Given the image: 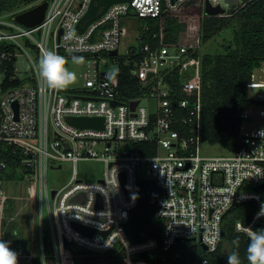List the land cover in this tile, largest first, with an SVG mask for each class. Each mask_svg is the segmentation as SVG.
<instances>
[{
	"label": "built area",
	"instance_id": "obj_1",
	"mask_svg": "<svg viewBox=\"0 0 264 264\" xmlns=\"http://www.w3.org/2000/svg\"><path fill=\"white\" fill-rule=\"evenodd\" d=\"M91 1L52 0L44 18L33 26L16 23L14 10L0 11V151L3 143H9L22 153L33 182L31 197L39 199L41 207L47 200L57 264L64 250L73 264L69 243L98 252L120 245L127 264H156L137 255L168 250L184 240H199L213 252L223 236L225 215L245 201L254 202L255 209L249 222L236 220V228L246 234L250 229H264V136L243 132L239 146L228 149L229 154L202 155L201 59L192 56L187 45L147 42L137 46L140 28L137 43L120 52L122 39L130 35L123 16L134 11L139 17H156L188 0L114 2L80 31L77 25ZM209 1L227 8L243 0ZM205 4L206 0L204 10ZM50 49L62 56L89 55L82 86L60 91L47 88L38 62ZM114 49H118L116 54L111 53ZM23 54L33 68L22 76L18 61ZM122 58L132 64L138 79L134 96L122 85ZM10 64L15 70L10 80L20 81L4 86ZM178 66L186 68L181 89L168 79ZM110 72L115 74L110 76ZM255 78L254 72L251 81ZM144 98L156 103L149 107L143 104ZM259 98L264 100V92ZM72 116H100L103 126L81 127L70 121ZM93 158L102 160L105 169L97 179L85 180L79 175L78 162ZM66 161L73 164L71 178L52 195L47 169L49 165L63 167ZM5 166L0 157V179ZM141 178L156 182L162 246L155 237L131 242L126 233L125 222L139 201ZM3 198L0 181V201ZM74 221L98 231L84 233ZM42 256L46 262L44 247ZM208 263V258L202 260Z\"/></svg>",
	"mask_w": 264,
	"mask_h": 264
},
{
	"label": "trees",
	"instance_id": "obj_2",
	"mask_svg": "<svg viewBox=\"0 0 264 264\" xmlns=\"http://www.w3.org/2000/svg\"><path fill=\"white\" fill-rule=\"evenodd\" d=\"M34 1L36 0H0V11L14 10ZM203 2L204 0H188L178 9L163 11L156 17H140L147 28L140 27L141 37L137 46L148 42L153 45H187L192 48L191 55L201 59L202 63L203 138L211 143H220L227 149H235L244 136L241 129L244 109L250 102L260 101L250 95L249 83L254 70L264 62V0H243L240 4H233L226 13L219 14H206ZM231 26L232 38L223 44V51L200 52L203 43ZM131 66V63L123 62L122 58V85L129 96H134L138 79ZM185 72V67L178 66L169 73L168 79L173 87H183ZM13 73L15 70L13 64H10L4 86L20 81L18 78L10 80ZM0 157L6 161L2 177L10 179L21 176L18 175L19 167L23 168L24 174L30 171L22 163V153L9 143H3ZM254 209V202L245 201L229 210L223 223L225 234L217 250L213 252L184 240L176 242L168 250L141 253L137 258H145L156 264H202L204 258H208V264H227L228 255L238 251L241 264H248V235L239 231L235 223L238 219L249 222ZM48 232L45 235L49 238L47 247L44 235L42 236L46 262L42 252H39L33 255L31 264H57L51 229ZM13 233L16 236L19 234L17 231ZM237 238L238 248L233 244V240ZM68 248L73 264H127L120 245L106 252L94 251L76 243H69ZM14 250L17 253L27 252L29 240L24 239L22 243L16 241Z\"/></svg>",
	"mask_w": 264,
	"mask_h": 264
},
{
	"label": "rangeland",
	"instance_id": "obj_3",
	"mask_svg": "<svg viewBox=\"0 0 264 264\" xmlns=\"http://www.w3.org/2000/svg\"><path fill=\"white\" fill-rule=\"evenodd\" d=\"M43 1H48L46 8L47 11L52 0H36L32 3H27L22 7L14 9V13L12 15L13 20L20 25L32 26L27 22V20L33 19L38 15V5ZM226 6L228 10L231 8V5ZM122 22L127 25V28L129 27L130 35H127L122 39V43L120 45L121 53L124 52L125 48L129 45H134L137 43L139 28L143 26L142 18L137 16L134 11H132L129 16H123ZM232 33V26L223 29L214 38L203 43L200 47V52L204 53L207 51H223V44L232 38ZM49 51L52 50L50 49ZM31 53L37 61L35 50H32ZM65 57L68 60L67 67L69 70L76 73L77 80L74 84L70 85L64 90H72L75 87L82 86L84 83L83 72L88 67L89 55L83 53L80 55H69ZM73 57H83V63H73ZM32 68L33 64L28 59V57L25 54L21 55L18 61V69L20 70L19 74L23 76L27 70H31ZM254 71L256 78L253 81H250L249 92L252 97L259 99L260 101L250 102L246 106L243 111L241 129L244 133L264 136V100L259 98V93L264 92V62ZM2 78L3 73L0 72V83ZM155 103V99H143V104L149 105V107H152ZM200 150L201 154L205 156L229 154V150L220 143H211L207 140L201 142ZM72 166L73 164L70 161L64 162L63 167H52L49 165L47 169V181L50 193L53 189L61 188L70 180ZM104 169L105 164L99 159L93 158L80 160L78 162L79 175L85 180L97 179L103 174ZM23 172V168L19 167L18 175L21 176H16L15 178L10 179L2 177L0 179L3 192L5 193V198L0 201V239L9 242L12 250H14L16 241H20V243H22L24 242V239H28L29 250L27 252L18 253V260L20 264H31L33 255L42 252L43 250V237L41 239V229L42 236L44 235L46 247L49 243V238H47V236L45 237V235L49 233L50 218L47 200L44 198L42 207L38 203L39 199L38 201L33 200L31 197V189L33 184L32 178H30L28 173L24 174ZM139 173L141 175H145L143 170H139ZM10 203L11 206H8ZM14 231L19 233L18 236L13 233ZM191 243L196 244V246L203 247L199 240H192ZM64 252V254L62 252L60 255L61 264H71L70 255L67 254L65 250ZM48 262L50 263V258L48 259Z\"/></svg>",
	"mask_w": 264,
	"mask_h": 264
},
{
	"label": "water",
	"instance_id": "obj_4",
	"mask_svg": "<svg viewBox=\"0 0 264 264\" xmlns=\"http://www.w3.org/2000/svg\"><path fill=\"white\" fill-rule=\"evenodd\" d=\"M118 1H129V0H92L88 11L82 17L81 21L77 25V29L83 31L87 25L94 19L101 16L107 8L114 2ZM231 2H240L241 0H229ZM48 1H43L38 5V15L27 20V22L33 26L38 24L46 11ZM228 9L220 4H212L209 0H206L205 13L206 14H219L226 13ZM84 21V24L82 22ZM118 49H114L111 53L116 54ZM138 99L132 102L133 108H135L138 103ZM116 103V101H114ZM70 121L78 126H103V117L100 116H72ZM264 186V183L262 184ZM139 189V201L131 209L130 217L125 222V228L127 236L131 242H139L150 237H155L159 241V245L162 246V225L156 216V193L157 186L153 178H141L138 181ZM56 189L52 190V195H54ZM73 225L80 231L93 234L98 231L95 227H90L82 223L73 222ZM106 234V231H102ZM225 234V230L222 231ZM179 241L181 238L178 239ZM247 242H249V236H247ZM204 249H207V245L201 244Z\"/></svg>",
	"mask_w": 264,
	"mask_h": 264
},
{
	"label": "clouds",
	"instance_id": "obj_5",
	"mask_svg": "<svg viewBox=\"0 0 264 264\" xmlns=\"http://www.w3.org/2000/svg\"><path fill=\"white\" fill-rule=\"evenodd\" d=\"M73 63L82 64L83 57H73ZM65 56L55 51H46L38 62L39 76L48 89L60 91L67 89L77 80L76 73L67 67ZM110 72L109 75H114ZM260 214L258 213V216ZM249 242L246 250L248 264H264V229L249 230ZM239 247V238L233 240ZM0 264H18V253L11 249L10 243L0 239ZM227 264H241L238 251H233L227 257Z\"/></svg>",
	"mask_w": 264,
	"mask_h": 264
},
{
	"label": "crops",
	"instance_id": "obj_6",
	"mask_svg": "<svg viewBox=\"0 0 264 264\" xmlns=\"http://www.w3.org/2000/svg\"><path fill=\"white\" fill-rule=\"evenodd\" d=\"M39 203V202H38ZM40 204V203H39Z\"/></svg>",
	"mask_w": 264,
	"mask_h": 264
}]
</instances>
